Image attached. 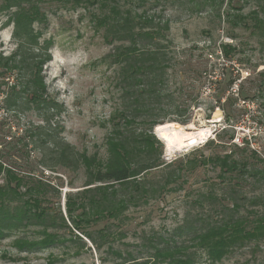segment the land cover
I'll list each match as a JSON object with an SVG mask.
<instances>
[{
    "label": "rangeland",
    "instance_id": "rangeland-1",
    "mask_svg": "<svg viewBox=\"0 0 264 264\" xmlns=\"http://www.w3.org/2000/svg\"><path fill=\"white\" fill-rule=\"evenodd\" d=\"M116 1L125 11L153 19L155 28L168 23L164 32L171 41L167 44L172 58L169 84L179 103L189 106L191 116L188 124L175 123L190 132L208 130L197 143L172 152L162 140L163 158L171 162L193 153L209 156L233 151L239 160L243 156L248 161L264 160V39L256 28L228 21L233 15L246 16L257 10L259 0L151 1L147 6L137 0ZM3 2L0 0V6ZM42 9L47 21L37 27L43 30V39L53 40V46L52 59L43 64L41 75L46 95L63 108L54 119L58 136L78 150L97 153L106 160L107 136L122 99L118 67L112 59L114 45L105 40V29L98 23L100 5L95 0L44 1ZM7 17L6 11H0V52L6 55L16 49L13 25H4ZM20 76L14 72L8 79L0 77V184L6 168L51 180L60 187L61 198L53 200L60 201L70 229L58 231L63 244L31 252L20 251L15 236L2 239L0 264H119L123 258L111 247L124 256L130 250L137 257H148V234L167 233L187 218L193 219L201 209L197 200L204 201L202 196L213 187L212 182H221L219 168L203 165L190 176L188 191L167 193L149 204L132 206L118 220L88 223L81 219L78 225L72 224L66 215V194L75 196L85 188V170L68 174L59 168L53 172L39 163L37 150L25 149L26 131L44 122L32 109H8L5 105L7 83L21 80ZM188 125L193 126L189 129ZM236 146L246 147L247 153L241 155ZM223 178L220 184L225 187L232 179ZM249 186L247 183L243 190L252 196ZM217 191L221 194L223 190ZM204 206L208 209L207 202ZM102 229L110 234L105 239L100 236ZM84 232L93 233L102 247ZM149 264L165 263L151 260ZM197 264H208L204 252L198 254ZM216 264H264V242L233 250Z\"/></svg>",
    "mask_w": 264,
    "mask_h": 264
},
{
    "label": "trees",
    "instance_id": "trees-1",
    "mask_svg": "<svg viewBox=\"0 0 264 264\" xmlns=\"http://www.w3.org/2000/svg\"><path fill=\"white\" fill-rule=\"evenodd\" d=\"M44 1L69 0H4L0 6V11L8 13L4 25H13L16 42L10 54L0 52V77L8 79L12 73H20L21 80L7 83L4 103L8 109H32L44 122L26 131L25 149L37 150L39 163L53 172L59 168L68 174L85 170V188L75 196L66 194L69 221L78 225L81 219L88 223L118 220L132 206L191 189L190 176L200 166L212 165L220 169L221 182L223 177L232 179L229 184L222 187L221 182H212L213 187L202 196L204 201L197 200L201 209L193 219L187 218L167 233L148 234V257H137L130 250L124 256L111 247L115 255L123 258L119 264H149L151 260L197 264L200 252L206 254L208 264H216L233 250L264 242L262 158L248 161L243 156L239 160L233 151L209 156L193 153L171 162L163 158L164 144L154 132L156 126L166 122L188 124L191 118L189 106L179 103L169 84L172 58L167 44L171 41L164 32L169 29L168 23L155 28L153 19L133 10L125 11L116 0H95L102 11L98 23L105 29L104 38L114 45L112 59L118 67L122 108L107 136L106 160L59 138L54 119L63 108L46 95L41 75L43 64L52 59L53 46V40L43 39V30L37 27L47 21L42 9ZM137 1L147 6L151 1L171 0ZM228 21L256 28L264 39V0H259V8L249 15L236 14ZM236 147L241 155L247 153L246 147ZM4 177L0 184V241L15 236L16 247L28 252L63 244L58 231L70 227L60 201L53 200L61 198L60 187L49 179L12 168L5 169ZM247 183L252 187V196L243 190ZM217 188L223 190L221 194ZM99 232L102 239L110 235L105 229ZM84 233L99 249L102 247L93 233Z\"/></svg>",
    "mask_w": 264,
    "mask_h": 264
},
{
    "label": "bare ground",
    "instance_id": "bare-ground-1",
    "mask_svg": "<svg viewBox=\"0 0 264 264\" xmlns=\"http://www.w3.org/2000/svg\"><path fill=\"white\" fill-rule=\"evenodd\" d=\"M192 126L188 125L187 128L191 129ZM171 130L174 134L170 133ZM155 131L166 143L168 151L172 152L197 143L199 139L206 136L208 130L201 128L199 131L190 132L185 130L182 125H178L175 122H166L156 126Z\"/></svg>",
    "mask_w": 264,
    "mask_h": 264
}]
</instances>
